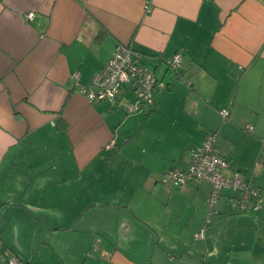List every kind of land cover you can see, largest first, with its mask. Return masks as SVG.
<instances>
[{"label": "crops", "instance_id": "crops-1", "mask_svg": "<svg viewBox=\"0 0 264 264\" xmlns=\"http://www.w3.org/2000/svg\"><path fill=\"white\" fill-rule=\"evenodd\" d=\"M119 43L163 83L143 111L120 107L127 88L116 103L81 92ZM209 131L223 173L264 192V0H0V252L26 264H264V206L239 212L223 189L196 238L209 184L166 181ZM160 198L176 213L159 217ZM83 234L86 248L68 249Z\"/></svg>", "mask_w": 264, "mask_h": 264}, {"label": "built area", "instance_id": "built-area-1", "mask_svg": "<svg viewBox=\"0 0 264 264\" xmlns=\"http://www.w3.org/2000/svg\"><path fill=\"white\" fill-rule=\"evenodd\" d=\"M32 13H27L30 19ZM140 53L130 45L119 43L109 59L100 70L96 71L88 87L81 92L91 101H108L116 103L123 94L124 88L129 89L134 97L121 103L120 107L125 113H135L150 108L153 104V91L162 88L154 72L140 62ZM181 55L176 53L168 62L170 68L176 69L181 64ZM75 78L77 74L73 75ZM222 117L228 116L226 107L220 108ZM252 127L245 126L250 132ZM217 133H205L202 143L190 150L188 161L183 165H173L166 173V181L173 187L182 188L191 181L206 182L210 186L207 197L209 212L203 227L196 233V238H203L209 223V215L215 213L214 204L223 189L232 191L229 197L231 205L239 212H256L264 206V192L252 185L239 171L232 169L230 174L223 173L229 168L225 157L221 156L215 148ZM0 264H24L14 256L0 252Z\"/></svg>", "mask_w": 264, "mask_h": 264}, {"label": "rangeland", "instance_id": "rangeland-1", "mask_svg": "<svg viewBox=\"0 0 264 264\" xmlns=\"http://www.w3.org/2000/svg\"><path fill=\"white\" fill-rule=\"evenodd\" d=\"M148 125V128H150V129H152V128H154L156 125H159V117L158 116H155V117H153V118H151L150 120H149V123L147 124ZM143 126H146V124H144ZM136 139H140V138H136ZM136 139H134V141L132 142V144L130 143V144H128L124 149V151H131L132 149H133V147H135V144L137 143L136 141ZM198 147V146H197ZM225 170V169H224ZM208 184V183H207ZM209 190H210V187H209ZM167 198V197H166ZM159 200H161V206L159 205V217H162V216H164L165 217V215H172V214H175L176 213V211L174 210H172V209H165L164 208V204H165V202H166V199L165 198H160ZM218 204H219V202L215 205V208H217L218 207ZM207 205H208V203H207ZM209 207V206H208ZM123 231V230H122ZM88 234H83L82 235V238L81 237H78L76 240H73L71 237L70 238H68L69 240H66V241H64V243H66V245L68 246V249H75V248H78V247H84V249L86 248V246H87V244H88ZM10 239H12V237H11V235H10ZM115 241H113L112 240V242L114 243H116V239H114ZM111 241V240H110ZM156 241H157V239L156 238H153L152 240H151V248L149 249V251L142 257L141 256V258H145V260H147V261H149L150 260V258H151V256H152V252H153V250H152V246H153V244L154 243H156ZM27 244V243H26ZM94 244H97V243H94ZM102 246V245H101ZM136 248H138V246H137V244H136ZM90 262H88V264H89Z\"/></svg>", "mask_w": 264, "mask_h": 264}, {"label": "trees", "instance_id": "trees-1", "mask_svg": "<svg viewBox=\"0 0 264 264\" xmlns=\"http://www.w3.org/2000/svg\"><path fill=\"white\" fill-rule=\"evenodd\" d=\"M2 252H4V251H2ZM5 254L10 255V256H13V255L10 254L8 251H7V253H5ZM14 257H15V256H14ZM24 264H26V263H24Z\"/></svg>", "mask_w": 264, "mask_h": 264}]
</instances>
